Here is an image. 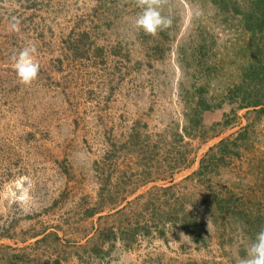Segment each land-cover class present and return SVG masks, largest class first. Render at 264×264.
I'll list each match as a JSON object with an SVG mask.
<instances>
[{
    "label": "rangeland",
    "instance_id": "obj_1",
    "mask_svg": "<svg viewBox=\"0 0 264 264\" xmlns=\"http://www.w3.org/2000/svg\"><path fill=\"white\" fill-rule=\"evenodd\" d=\"M260 4L167 0L153 37L135 0H0V264L245 257L264 229Z\"/></svg>",
    "mask_w": 264,
    "mask_h": 264
},
{
    "label": "clouds",
    "instance_id": "obj_2",
    "mask_svg": "<svg viewBox=\"0 0 264 264\" xmlns=\"http://www.w3.org/2000/svg\"><path fill=\"white\" fill-rule=\"evenodd\" d=\"M167 0H135V5L141 12L135 20V26L142 30L145 35L155 37L159 32L169 29L172 19L162 14V8ZM10 30L20 31V21L13 17ZM36 49L34 46H26L13 56V70L19 83L29 86L38 77L40 64L35 59ZM27 179V178H24ZM23 183V181H21ZM14 198H10L9 203H15ZM24 203V200L20 201ZM237 264H264V229L256 234L255 241L247 249L245 257L240 258Z\"/></svg>",
    "mask_w": 264,
    "mask_h": 264
},
{
    "label": "trees",
    "instance_id": "obj_3",
    "mask_svg": "<svg viewBox=\"0 0 264 264\" xmlns=\"http://www.w3.org/2000/svg\"><path fill=\"white\" fill-rule=\"evenodd\" d=\"M259 2H261V4H260L261 7L259 8V10L261 11L262 15H260L259 19H256V23H257V25L260 26V30H262V29L264 30V0H261V1L256 0V3H259ZM263 37H264V35H263ZM263 44H264V39H263ZM262 61H263V63L260 64L261 66H258V67L254 66L253 67V71H252L253 79H251L252 81H254V83L252 84L253 87H257L258 84H260V85L264 84V58L262 59ZM243 99H245V98H243ZM250 105H257V104L256 103L255 104L250 103ZM241 106H245V105L241 103ZM262 108L264 109V107H262ZM203 161H204V159H203ZM201 168H202V165H201ZM200 171H201V169L199 171H197L196 173H200ZM221 208H224V207H221ZM183 222H184L183 226L186 227V224L188 222V218L185 217ZM11 264H13V263H11Z\"/></svg>",
    "mask_w": 264,
    "mask_h": 264
}]
</instances>
